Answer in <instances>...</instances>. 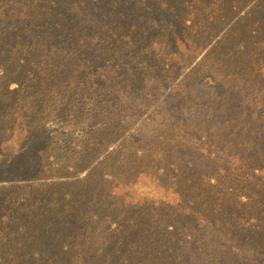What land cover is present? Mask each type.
Listing matches in <instances>:
<instances>
[{
    "label": "trees",
    "instance_id": "16d2710c",
    "mask_svg": "<svg viewBox=\"0 0 264 264\" xmlns=\"http://www.w3.org/2000/svg\"><path fill=\"white\" fill-rule=\"evenodd\" d=\"M0 88V264H264V0H0Z\"/></svg>",
    "mask_w": 264,
    "mask_h": 264
},
{
    "label": "rangeland",
    "instance_id": "374dc122",
    "mask_svg": "<svg viewBox=\"0 0 264 264\" xmlns=\"http://www.w3.org/2000/svg\"><path fill=\"white\" fill-rule=\"evenodd\" d=\"M3 89L0 88V101H1V98H3ZM196 98H198V100H205L207 99L210 94L207 90V88H205L204 86H197L195 89H194V94H193ZM218 107V106H217ZM226 111L223 110L222 111V115L225 116L226 115ZM5 115H6V112H0V116L2 117V120L5 119ZM201 113H199L198 115H196L194 117V120H199L200 117H201ZM211 115V118L212 119H215L216 116H214L212 113H210ZM12 116L10 115V118L9 120H7V124L9 122L12 121ZM198 122V121H197ZM215 124V123H213ZM218 127L217 125L214 126V129L219 131L217 134L220 135V132H223V131H226V126L225 124L222 123V121H219L218 122ZM1 130V128H0ZM2 132V131H1ZM22 133L19 132L18 130H15V135H18L20 136ZM7 138H9V136H4L0 133V151H2L3 153L5 154H9V153H14L15 151L14 150H11V149H14V146L12 145V143L10 141H6ZM204 139L205 136L203 137ZM219 139V137H218ZM163 155L166 157L165 161H164V165L166 166H161L159 165L158 163H155L148 175L142 179V180H139L137 185L139 188H136V189H130V190H127V193L124 195L125 198L124 200L122 199V196L120 198V200L118 201L117 205H116V208L117 210L120 211L119 214H115L114 216H120L122 218L126 217L127 219L130 218V216H133V212H131L129 210V206H134L136 209L137 206L134 204V203H128L126 200H128L130 198V196L134 195V196H137V197H147L148 195L150 196V198L147 200V201H143L145 205H147V207L151 208V209H162L164 212H168L169 211V205L172 204L171 202L173 201H177V199L175 198V196L172 194L171 192V188H172V183L169 182V181H166L164 179L165 177V174L168 175V176H171L173 174V172L170 170L171 168V165H167L170 161H174L175 158L173 156H168L166 154L163 153ZM22 156H24V158H26V154H23ZM16 157H19L18 156V153L16 154ZM15 181H20L21 179H13ZM123 190H121V195H122V192ZM222 199H218L217 203L214 202L212 205H211V212L214 211V210H217L218 212H221L222 210H224L226 207L224 205L221 204V201ZM230 208H235L236 205L233 203V201H231L230 203ZM171 215L172 216H177L176 213L174 212H171ZM182 216V222H181V225L182 227H184L185 225H191L193 222H194V219L192 217V215L190 214H182L180 215ZM220 217V216H218ZM215 218V217H213ZM181 219H178V221H180ZM192 233L193 234H198V230H197V227L194 225V227L192 228ZM225 234H227V232H224ZM206 239H208V237H204L203 235L201 236V242H205Z\"/></svg>",
    "mask_w": 264,
    "mask_h": 264
}]
</instances>
